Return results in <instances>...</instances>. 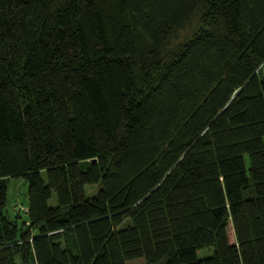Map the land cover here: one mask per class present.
<instances>
[{
  "label": "trees",
  "instance_id": "trees-1",
  "mask_svg": "<svg viewBox=\"0 0 264 264\" xmlns=\"http://www.w3.org/2000/svg\"><path fill=\"white\" fill-rule=\"evenodd\" d=\"M261 69L264 0H0V264H264Z\"/></svg>",
  "mask_w": 264,
  "mask_h": 264
},
{
  "label": "rangeland",
  "instance_id": "rangeland-1",
  "mask_svg": "<svg viewBox=\"0 0 264 264\" xmlns=\"http://www.w3.org/2000/svg\"><path fill=\"white\" fill-rule=\"evenodd\" d=\"M194 28V24L192 26L185 27L181 30H179L176 35L172 37L171 44L176 45L180 41H182L184 38L188 37L192 30ZM261 76L264 78V69H261L260 71ZM263 143H264V137H263ZM8 206L7 210L10 215L15 214L17 211L23 215V212H25L26 205H27V187L28 184L25 180L22 178H13L10 177L8 182ZM98 188V185H87L85 187V192L87 196H91L96 192ZM49 203L54 205L56 203L55 196L50 198ZM227 233H228V239L230 242L234 241V234L232 231L231 226L229 225L227 227ZM212 247H205L200 248L197 250L198 257H205L211 254ZM131 264H143L144 260L139 258L136 260H132L130 262Z\"/></svg>",
  "mask_w": 264,
  "mask_h": 264
}]
</instances>
